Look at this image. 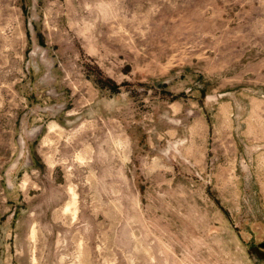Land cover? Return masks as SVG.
I'll return each instance as SVG.
<instances>
[{
  "label": "rangeland",
  "instance_id": "rangeland-1",
  "mask_svg": "<svg viewBox=\"0 0 264 264\" xmlns=\"http://www.w3.org/2000/svg\"><path fill=\"white\" fill-rule=\"evenodd\" d=\"M0 264H264V0H0Z\"/></svg>",
  "mask_w": 264,
  "mask_h": 264
}]
</instances>
